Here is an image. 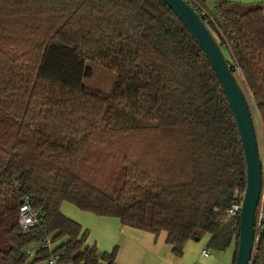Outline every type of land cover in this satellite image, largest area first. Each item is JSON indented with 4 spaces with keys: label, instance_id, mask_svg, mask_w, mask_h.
<instances>
[{
    "label": "trees",
    "instance_id": "obj_1",
    "mask_svg": "<svg viewBox=\"0 0 264 264\" xmlns=\"http://www.w3.org/2000/svg\"><path fill=\"white\" fill-rule=\"evenodd\" d=\"M198 1L264 148V2ZM90 63L116 74L108 92L83 82ZM244 186L221 86L163 2L0 0V264H25L23 248L44 235L66 238L54 250L74 262L115 264V248L83 244L62 202L163 231L175 256L203 233L209 248L236 252L239 215L225 212ZM24 195L43 212L26 231ZM249 264H264V226Z\"/></svg>",
    "mask_w": 264,
    "mask_h": 264
},
{
    "label": "water",
    "instance_id": "obj_2",
    "mask_svg": "<svg viewBox=\"0 0 264 264\" xmlns=\"http://www.w3.org/2000/svg\"><path fill=\"white\" fill-rule=\"evenodd\" d=\"M183 23L208 60L226 98L241 143L245 186L239 207L238 239L233 264H249L253 243V219L262 175L254 124L244 94L220 48L200 17L182 0H160Z\"/></svg>",
    "mask_w": 264,
    "mask_h": 264
},
{
    "label": "crops",
    "instance_id": "obj_3",
    "mask_svg": "<svg viewBox=\"0 0 264 264\" xmlns=\"http://www.w3.org/2000/svg\"><path fill=\"white\" fill-rule=\"evenodd\" d=\"M240 3L264 2V0H228ZM67 202L59 206L65 207L77 215L73 218L82 231L83 223L80 218L90 220L94 224V238L87 239L86 245L95 246L99 253L110 252L115 248L113 262L115 264H233L234 246L225 250H216L207 246L209 235L203 233L200 237L188 239L184 242L179 256H175L170 245L165 241V232L156 235L120 224L118 218L112 216H97L86 211H80ZM72 207L73 210H71ZM63 214V213H62ZM72 220V219H71ZM82 224V226L80 225ZM86 228V229H85ZM90 236V227L84 225ZM90 229V230H88ZM84 230V231H85ZM206 254L202 255L201 251Z\"/></svg>",
    "mask_w": 264,
    "mask_h": 264
},
{
    "label": "built area",
    "instance_id": "obj_4",
    "mask_svg": "<svg viewBox=\"0 0 264 264\" xmlns=\"http://www.w3.org/2000/svg\"><path fill=\"white\" fill-rule=\"evenodd\" d=\"M188 5L198 16H204L205 11L201 7L198 0H182ZM261 162L262 182L259 192L258 201L255 207L253 219V243L252 253L255 251L258 233L264 226V162L262 156H259ZM242 198V197H241ZM241 199H235L226 210V217H232L239 213ZM43 220V212L32 206L29 196L24 195L18 206L17 225L20 230L26 231L34 226H39ZM25 264H81L67 259L61 251H55L54 245L49 236L44 235L37 242L29 243L23 248ZM201 254H206L205 250ZM251 259V258H250ZM100 261V260H98Z\"/></svg>",
    "mask_w": 264,
    "mask_h": 264
},
{
    "label": "rangeland",
    "instance_id": "obj_5",
    "mask_svg": "<svg viewBox=\"0 0 264 264\" xmlns=\"http://www.w3.org/2000/svg\"><path fill=\"white\" fill-rule=\"evenodd\" d=\"M89 65H90L89 68H90L91 74L88 77H84L83 82L89 87H93V88L99 89L101 91L108 92L116 81V74L113 71L108 70L107 68L103 67L100 64L90 63ZM234 77H235L238 85L240 86L241 90L244 92V94L246 96L247 93L245 92L243 84H242L240 78L238 77L237 73L234 74ZM251 112H252L251 113L252 121H253V124H255V122H256L255 114H254V111H251ZM263 150H264V148L262 146V143H260V141L258 139V152H259V156H262V162H264ZM70 206H72V204ZM72 207H69V208H71V210H73ZM74 208H75V206H74ZM61 210L65 211L62 213L66 218L72 219L73 221H75L73 218H75V219L78 218L76 214H74L72 211H70L69 209H67L65 207H61ZM80 221L83 223V226H82V224H80L83 227L82 231L80 233H82L86 229V228L84 229V225L90 227V229H91L90 236H88V231H87V234L84 236V239H83V244L86 245L88 238H90V239L94 238V235H95L94 229H93L94 224L90 220L83 219V218H80ZM90 229H88V230H90ZM50 239H51V237H50ZM65 239L66 238H62L61 240H55L54 242L51 240V242L55 247L57 244H59L60 242H62ZM97 253H99V250H97Z\"/></svg>",
    "mask_w": 264,
    "mask_h": 264
}]
</instances>
